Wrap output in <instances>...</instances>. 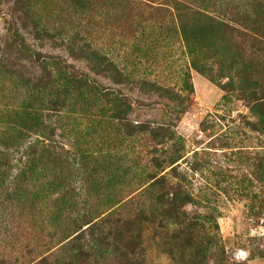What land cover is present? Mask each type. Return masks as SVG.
<instances>
[{"label":"rangeland","instance_id":"rangeland-1","mask_svg":"<svg viewBox=\"0 0 264 264\" xmlns=\"http://www.w3.org/2000/svg\"><path fill=\"white\" fill-rule=\"evenodd\" d=\"M40 1L35 2V8L47 6L56 17L49 21V26L56 25L65 10L66 16H74L76 21L79 12H85L81 0ZM158 2L161 1L148 5L155 8ZM102 3L100 12L114 11L123 19L125 14L133 15L138 8L135 5L130 7L131 11H124L122 0H99ZM209 8L213 7L209 5ZM146 9L156 17L155 10ZM156 21L162 20L159 17ZM100 22L109 28L104 21ZM115 22L117 26L121 19ZM16 23L19 24V15L11 3L0 0V61L15 67L19 74H38L40 68L34 56H30V51L19 52L20 47L13 40L11 29ZM166 25L168 31L158 26L152 29L155 30L151 40L153 51L148 52V57H142L138 73L179 90L182 86L178 70L186 60L181 53L180 38L172 29L174 25ZM19 32L24 38L22 43L40 53V59L55 58L60 62V69L65 67L67 72L87 75L89 80H97L103 86L111 85L107 78L93 74L84 60L75 58L63 46L34 39L23 30ZM189 76L193 91L188 98L181 91V105L184 103L186 111L173 121L171 129L185 147L186 158L179 161V170L187 175L185 191L193 195L185 208L199 216L198 222L204 224V230L216 235L213 254L204 264H264V171L258 169L255 161L256 151H264V134L252 130L245 122L255 121L257 117L243 101L234 98L235 95L229 101L223 100L225 92L221 83L227 78L211 82L191 67ZM14 77V73L0 68V264H27L40 257L53 263L71 257L66 242L74 234L76 215L82 206L93 209V216L102 217L111 211L114 216H128L155 202L154 191L147 185L149 154L139 139H124L121 127L110 121V113L100 111L92 103L94 97L83 103L82 98L75 96L57 117H48L47 124L54 128V134L44 143L46 153L29 163L26 161L21 171L25 161L20 154L8 158L1 154L5 143L16 144L18 137L12 128L23 122L8 108V105H17L23 93ZM122 89L132 100L131 117L135 120L172 122L165 105L174 107L175 102L142 93L131 84ZM25 140L34 142L36 138L29 136ZM212 144L220 149L210 148ZM54 150L58 151L55 156ZM166 174L169 183L177 181L172 173ZM11 180L12 187L8 185ZM6 185L10 191L15 188L10 202L2 200ZM142 228L139 255L144 257L145 264H176L177 261L170 260L163 252L160 237L153 236L151 227L145 223ZM99 264H123V261L103 255Z\"/></svg>","mask_w":264,"mask_h":264},{"label":"trees","instance_id":"trees-1","mask_svg":"<svg viewBox=\"0 0 264 264\" xmlns=\"http://www.w3.org/2000/svg\"><path fill=\"white\" fill-rule=\"evenodd\" d=\"M7 1L19 15L20 25L16 23L11 29L13 40L20 47L18 51H30L40 72L22 75L15 67L0 61L1 71L14 73L17 85L23 88L18 104L8 105V108L13 109L11 113L15 118L24 122L12 128L19 142L13 146L5 143L2 156L20 154L25 161L23 171L27 162L47 151L44 143L54 134V128L47 124L48 117H57L72 97L82 98L83 103L94 97L92 103L100 111L110 113V121L121 127L124 139H139L143 150L149 154L147 185L151 192L154 191L152 199L155 201L147 204V210L142 207L128 216H114L112 211L102 217L93 216V209L82 206L76 215L74 234L66 242L71 257L53 263L40 257L27 264H99L103 255L120 258L123 264H145L144 257L139 255L145 223L151 227L153 236L160 237L163 252L170 260L177 261L176 264H204L213 254L216 235L204 230V224L198 222L199 216L185 208L193 200L192 192L185 191L187 175L179 170V161L186 158L185 147L171 127L186 111L184 103L181 105V91H185V98L193 91L189 81L191 67L211 82L227 78L221 83L225 92L223 100L229 101L231 95H235L234 98L243 101L257 117L255 121L245 122L252 130L264 134V0H160L155 8L148 5L155 0H122L124 11L138 6L133 15L125 14L126 19L114 11L100 12L103 3L100 5L99 0H81L85 12H79L77 21L74 16L67 17L65 10V15L52 26L49 21L56 17L49 8H35V2L41 3L40 0ZM142 5L155 10L156 17ZM167 16V20H163ZM159 17L162 21H156ZM118 19L121 23L115 26ZM99 20L109 28H104ZM167 23L174 25L172 29L180 38L181 53L186 60L178 70L182 86L179 90L138 73L142 57H148V52L153 51L151 40L155 30L152 29L158 26L168 31ZM19 30L31 34L34 39L63 46L75 58L84 60L93 74L107 78L111 85L103 86L97 80H89L87 75L67 72L65 67L60 69V62L55 58L40 59V53L22 43L24 38ZM101 30H104L102 34ZM128 84L142 93L175 102L174 107L165 105L172 122H142L132 118V100L122 89ZM31 135L36 142L25 140L33 137ZM210 148L220 149L213 144ZM52 153L55 156L58 151ZM255 155L258 169L264 171V151H256ZM166 173H172L177 181L169 183ZM8 185L12 187L13 180ZM8 185L4 187L2 200L10 202L15 188L10 191ZM209 217L214 220L213 216ZM213 227L217 230V224Z\"/></svg>","mask_w":264,"mask_h":264}]
</instances>
